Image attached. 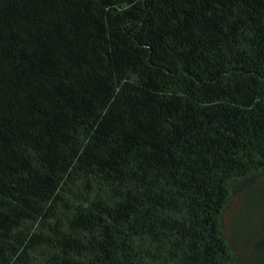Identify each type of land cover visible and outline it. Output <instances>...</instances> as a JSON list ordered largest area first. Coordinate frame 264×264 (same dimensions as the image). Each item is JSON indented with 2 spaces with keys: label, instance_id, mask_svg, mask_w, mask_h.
<instances>
[{
  "label": "trees",
  "instance_id": "obj_1",
  "mask_svg": "<svg viewBox=\"0 0 264 264\" xmlns=\"http://www.w3.org/2000/svg\"><path fill=\"white\" fill-rule=\"evenodd\" d=\"M0 264H264V0H0Z\"/></svg>",
  "mask_w": 264,
  "mask_h": 264
}]
</instances>
